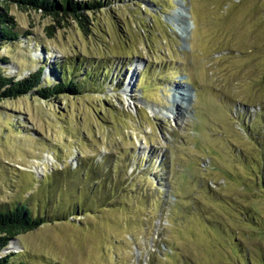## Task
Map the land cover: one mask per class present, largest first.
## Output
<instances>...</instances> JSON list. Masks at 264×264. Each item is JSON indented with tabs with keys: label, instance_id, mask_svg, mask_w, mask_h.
Instances as JSON below:
<instances>
[{
	"label": "rangeland",
	"instance_id": "1",
	"mask_svg": "<svg viewBox=\"0 0 264 264\" xmlns=\"http://www.w3.org/2000/svg\"><path fill=\"white\" fill-rule=\"evenodd\" d=\"M98 1L85 30L9 7L21 36L0 49L5 75L96 82L0 101V208L31 199L48 214L0 257L264 264V0H180L187 39L179 0ZM181 88L197 95L185 121L165 111Z\"/></svg>",
	"mask_w": 264,
	"mask_h": 264
},
{
	"label": "trees",
	"instance_id": "2",
	"mask_svg": "<svg viewBox=\"0 0 264 264\" xmlns=\"http://www.w3.org/2000/svg\"><path fill=\"white\" fill-rule=\"evenodd\" d=\"M13 4L24 10L41 9L45 14L53 15L60 19L72 16L85 30L89 19L83 11L96 9L102 6L103 3L98 0L82 3H76L73 0H0V49L3 44L18 41L21 36L20 31L17 29L15 18L10 14L9 7ZM73 70L70 68L69 71L73 72ZM42 76L43 70L33 73L25 80L15 81V78L5 75L0 70V101L4 98L18 97L31 91H36L47 98H50L52 94H60L65 91L76 94L82 89L80 85L96 82L92 73L88 72L83 76L80 84L73 79L62 77L54 86H45ZM258 131L264 133V130L260 128H258ZM251 132H254L253 128H251ZM263 170L261 176H263L262 180L264 181ZM30 200L19 201L13 205L0 208V252L15 237L33 231L47 222L48 214H41L40 211L35 212L31 206L32 203L29 202ZM78 205H80V202H78ZM11 257L12 255L10 254L0 257V264H15L12 262ZM19 264L25 263L21 262Z\"/></svg>",
	"mask_w": 264,
	"mask_h": 264
},
{
	"label": "bare ground",
	"instance_id": "3",
	"mask_svg": "<svg viewBox=\"0 0 264 264\" xmlns=\"http://www.w3.org/2000/svg\"><path fill=\"white\" fill-rule=\"evenodd\" d=\"M177 4L179 5L178 10H176L172 14V18L174 19V21H176V27H174L173 29L181 33L183 38L187 39L191 37V32L192 28H194V23L190 20L191 14L188 11L189 7L186 6V3L184 1L179 0ZM182 89L183 88H181V91L177 90L173 92L171 105L165 108V111L168 114H172L178 121H185L191 117V111L189 110L193 108V102L195 97L197 96L196 93L193 94L185 91V89ZM175 101L179 102L181 109L178 110L175 108ZM154 111H157V109H155Z\"/></svg>",
	"mask_w": 264,
	"mask_h": 264
}]
</instances>
